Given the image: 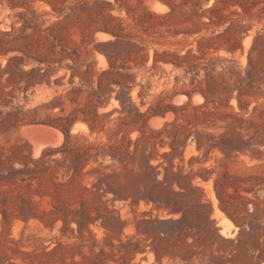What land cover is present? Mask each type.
Returning a JSON list of instances; mask_svg holds the SVG:
<instances>
[{
    "label": "rangeland",
    "instance_id": "obj_1",
    "mask_svg": "<svg viewBox=\"0 0 264 264\" xmlns=\"http://www.w3.org/2000/svg\"><path fill=\"white\" fill-rule=\"evenodd\" d=\"M47 1L23 8L0 0V264H264V145L257 142L264 128V0H186L146 31L139 20L143 8L161 15L170 13L167 5L158 0H84V7L72 12L69 7L77 0ZM149 1L165 9L153 11ZM212 6L216 13L207 12ZM31 12L37 18L29 22ZM118 20L125 40L143 47L148 56L144 66L130 71V102L122 113L115 99L120 87L111 84L105 106L98 108L103 129L91 133L78 118L67 149L60 150L64 133L45 123L84 106L90 87L82 84V72L90 64L95 82L108 70L99 52L107 47L99 43L114 37L100 29ZM220 34V49L197 50L199 39ZM51 43L52 55L46 50ZM227 44L232 52L225 50ZM61 46L67 53L79 47L77 64L59 55ZM154 50L179 55L192 50L201 59L195 70L186 62L181 68L158 63L151 69ZM125 61L121 57L117 65ZM126 65L133 67V62ZM234 87L251 91L242 99L250 102L243 118L252 123L237 129L248 142L242 152H229L220 141L228 120L193 110L206 96L203 110L240 112ZM75 89L81 93H70ZM187 103L177 118L171 112L151 117L140 131L118 121L134 113V107L146 113L159 105ZM153 118L161 122L151 125ZM122 139L124 145L131 142L133 162L127 169L101 157L90 158L76 172L72 169L75 151L70 150L92 143L119 144ZM46 149L60 151L36 165L33 161ZM33 170L42 173L30 180ZM113 173L117 175L106 177ZM155 173L167 199H155L151 192ZM173 207L182 210L171 213ZM83 212L99 218L79 231L72 219ZM216 212L230 224L221 226ZM235 221H244V226Z\"/></svg>",
    "mask_w": 264,
    "mask_h": 264
},
{
    "label": "trees",
    "instance_id": "obj_2",
    "mask_svg": "<svg viewBox=\"0 0 264 264\" xmlns=\"http://www.w3.org/2000/svg\"><path fill=\"white\" fill-rule=\"evenodd\" d=\"M37 0H10L12 6H18V7H27L31 3L35 2ZM42 1V0H41ZM45 2H48L47 0H43ZM165 5H167L170 9V13L168 14H156L154 12L149 11L146 7L143 8L142 15L140 17V25L143 28V30H147L156 24H161L163 21L170 16L174 14L176 9L183 7L186 3V0H182L181 3L177 4L176 0H158ZM208 1V0H205ZM50 3V2H48ZM84 0H77L73 5L69 7V9L74 12L76 10H81L85 5ZM110 5V3H106ZM127 13H128V9ZM217 10H215V6H212L210 9L207 10L209 13H216ZM203 14L201 15V17ZM146 17V18H145ZM37 16L34 14V12H31V18L29 22H32V20H35ZM109 19H112L114 21V18L111 16H108ZM68 19V16L66 17ZM78 19V18H77ZM148 19H152L155 22H148ZM77 25L82 26V22L80 20H77L75 22ZM210 24L216 25L217 22L210 19ZM33 29L35 31H40L37 26H33ZM101 32L105 34H109L114 37V40H108L106 42L99 43L102 46L107 47L106 51H99L107 60L109 68L108 70L102 71L100 74H98V77L96 81L94 82L92 80L91 73V65L86 64V69L84 72H82L81 76V82L82 84H87L90 87V91L88 92L86 101L84 103V106L79 109H74L71 114H69L66 117H58L55 120L58 121H49L45 124L59 128L65 136V142L60 147V150H65L68 147V141L71 138L70 135V128L74 124V122L80 118L82 122H84L91 133L99 132L103 129V125L99 122L100 115H98V108L104 107L105 103L109 96L111 91V87H109L111 84H116L120 87L119 93L115 96V99L118 101L122 108V113L125 111V106L128 102H130V98H126L127 95H129V89H128V82L133 83L134 82V74H132L130 71L132 68H135L137 66H144L145 63L148 61L147 54L144 53L143 47H141L138 44L130 42V40H125L126 35L123 34V27L119 20L117 21L116 25H112V23H104L103 27L100 29ZM179 32H174V34H178ZM223 35H216L215 37L211 38H201L198 40V48L197 50L199 52H202L203 50H214L217 51L220 49L224 43H217L219 39H222ZM225 50L227 52H232L233 47L229 44H227L225 47ZM47 53L49 54H55V45L51 43L49 46L46 47ZM59 55L62 58H71L74 64H77L79 60V47L75 46L70 50L69 53L66 52V47L61 46L59 50ZM72 55L75 56V58H72ZM122 59L125 61L124 64L117 65V60ZM201 59V56L195 55L192 50H187L184 55H179L177 52H170V51H162L159 53L157 50L153 51V57H152V65L151 69L155 68V66L158 63H162L165 65H172L175 68H181L183 65V62H186L190 68L195 70L198 66V61ZM62 59L60 60V62ZM46 62V61H42ZM126 62H133V67L126 65ZM112 75H115L118 77L117 79L111 78ZM208 77V76H207ZM211 78V76H210ZM241 81H244L242 79ZM95 83L96 87H93V84ZM107 88L109 91H107ZM238 90L237 94V101H238V108L240 112H235L232 110L228 114H220L217 111H210V110H203L204 108H207L208 105V97L204 96L205 102L202 106H196L193 107V110L195 112L201 113L202 116L206 117H213L216 116L218 119L227 121L225 127L227 129L226 132L221 134L220 141L221 143L225 144L226 150L229 152L239 151L242 152L245 145L248 143L247 141L242 139V136L239 132H237V129H242L243 124L248 123L251 124L252 122L250 120H247L243 118V114H245L248 111V108L250 106V102L243 100L242 98L244 96H251V91L249 90H240L238 87H234L231 89V91ZM72 94H80V89L71 90ZM187 97L190 99V94L186 93ZM231 99V98H230ZM213 105L215 101H212ZM220 106L221 103H218ZM56 104H52L51 108H54ZM133 106V105H132ZM224 106H227L224 105ZM188 103L181 105V106H173V105H159L156 108H149L146 113H140L138 108L134 107V113H129L127 117L124 118H118V121H120V125L124 127H131V130H141V127H143L148 119L155 116L164 117L168 112H171L175 115V118L178 117L177 112L179 111H185L187 109ZM229 107V106H227ZM218 106H214V109L217 110ZM257 110L256 107L253 108V111L255 112ZM242 113V114H241ZM80 114V115H79ZM81 116V117H80ZM128 118V119H127ZM196 120L199 119V116L195 114ZM56 122V123H55ZM119 129V124L117 125ZM118 134V130L116 131L115 135ZM158 134V132H156ZM230 134V135H229ZM257 142L264 145V128L262 129V133L257 137ZM138 141V140H137ZM130 141L127 142L126 145H124V139L117 144H87L82 147L76 148L75 151L72 154L71 160H73V167L72 169L76 172L78 166L80 164H83L85 166L90 158L97 159L98 157L101 158H109L113 162H118V164L123 168L127 169V165L132 163V156L129 154V146ZM137 143V142H136ZM215 145V144H214ZM213 147V145H212ZM211 147V148H212ZM59 149H56L55 151H51V149H46L42 152L39 159L36 161H33L36 165L40 163H44L45 158L49 155V153L60 151ZM136 151V150H135ZM130 159V161H128ZM149 169H154L151 166H148ZM48 168H43V170H46ZM35 174L33 176H30L29 179H38L39 176L36 174L42 173L40 170H33ZM158 173L154 174V181L155 183L152 186L151 192H154L156 194L155 199H158L160 196L163 199H167V196L163 194V190L160 188L161 183L156 179ZM117 174L113 173L112 175H108L106 177H113ZM149 175V174H148ZM175 177H182L180 174H173ZM217 184V183H216ZM61 183H53V186L59 187L62 186ZM180 186V185H179ZM173 206H177V203H174ZM182 209L181 207L172 208L171 213L174 212H180ZM76 216V215H75ZM73 217L72 220L77 222L79 225V231L82 229L83 224H87V222H92L95 219L99 218L97 217H91L87 213H82L81 217L77 219L76 217ZM66 217V215L64 216ZM170 223L180 225L181 220H171ZM235 224L238 225V227L244 226V221H235ZM250 228H254L252 225V222L249 223ZM241 230L240 234H243ZM238 243H241V239H238Z\"/></svg>",
    "mask_w": 264,
    "mask_h": 264
},
{
    "label": "bare ground",
    "instance_id": "obj_3",
    "mask_svg": "<svg viewBox=\"0 0 264 264\" xmlns=\"http://www.w3.org/2000/svg\"><path fill=\"white\" fill-rule=\"evenodd\" d=\"M149 7L151 10L153 11H163L165 8L163 7V5H161L160 3L156 2V1H149ZM108 37V36H106ZM104 39V38H103ZM106 39V38H105ZM161 122V119L159 118H153L150 121L151 125H158ZM47 130V129H46ZM50 130V129H49ZM51 132V131H50ZM34 133V132H33ZM54 133V132H51ZM61 133V132H60ZM56 135V134H55ZM61 135V134H60ZM51 136V135H50ZM60 143V142H59ZM50 144V143H49ZM57 144V142H56ZM43 145V144H42ZM40 145V146H42ZM53 146V145H52ZM50 147V146H49ZM55 147V146H54ZM37 158V157H36ZM216 217L217 219L220 221L221 226H228L230 224L229 220L222 214V213H218L216 212ZM225 228H223L224 230Z\"/></svg>",
    "mask_w": 264,
    "mask_h": 264
}]
</instances>
